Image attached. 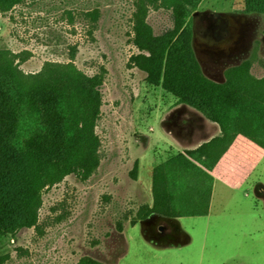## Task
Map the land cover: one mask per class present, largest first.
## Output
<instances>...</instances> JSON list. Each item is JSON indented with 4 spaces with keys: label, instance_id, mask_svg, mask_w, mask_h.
Wrapping results in <instances>:
<instances>
[{
    "label": "rangeland",
    "instance_id": "obj_1",
    "mask_svg": "<svg viewBox=\"0 0 264 264\" xmlns=\"http://www.w3.org/2000/svg\"><path fill=\"white\" fill-rule=\"evenodd\" d=\"M188 1L195 7L177 24L164 0H143L142 10L138 0H26L0 10V72L13 76L20 141L48 133L61 151L26 157L37 222L2 238L0 264H264V205L254 191L220 195L225 214L215 206L206 221L185 218L187 244L153 246L140 233L150 206L162 208L163 163L177 139L190 152L201 134L199 111L179 98L177 116V96L155 83L169 33L177 29L187 60L208 78L244 67L264 80V15L247 13L245 0ZM195 11L231 24L242 14L243 51L212 60L208 43L194 39Z\"/></svg>",
    "mask_w": 264,
    "mask_h": 264
},
{
    "label": "trees",
    "instance_id": "obj_2",
    "mask_svg": "<svg viewBox=\"0 0 264 264\" xmlns=\"http://www.w3.org/2000/svg\"><path fill=\"white\" fill-rule=\"evenodd\" d=\"M24 1L0 0V10L10 9ZM164 3L172 8L176 24L177 17L183 21L189 15L187 10L193 11L191 8L195 7L188 0H164ZM136 5L138 10H142L143 0H138ZM245 11L264 15V0H245ZM92 15L95 21L97 10H93ZM169 34L170 37L160 45L155 62V83L160 80L164 89L178 98L187 99L188 104L216 122L223 133H240L264 149V80L256 78L247 68L239 67L229 72L223 83L215 82L197 68L193 59L187 60L186 52L178 41L177 29ZM15 92L13 76L0 72V242L13 230L30 227L37 222L40 195L30 182L26 157L35 152L48 158L53 152L61 153L51 147L53 142L48 139V133L29 135L24 143L20 141L23 115ZM60 119L57 118L58 127L63 126ZM50 124L55 125V122ZM49 130L58 131L54 127ZM189 156L210 169L219 153L211 145L203 144L189 152ZM163 170L171 214L175 217L204 215L211 176L183 155L168 158ZM188 178L195 179L191 191L188 190ZM185 200L190 208L181 203ZM78 264L100 263L92 260Z\"/></svg>",
    "mask_w": 264,
    "mask_h": 264
},
{
    "label": "crops",
    "instance_id": "obj_3",
    "mask_svg": "<svg viewBox=\"0 0 264 264\" xmlns=\"http://www.w3.org/2000/svg\"><path fill=\"white\" fill-rule=\"evenodd\" d=\"M218 14H224V13H218ZM231 44L232 42H229L225 44V46H222V48L227 50L231 46ZM242 51L243 49H241L240 53ZM209 77L211 80L218 83H223L225 81V75H223L222 78H217L214 76H209ZM178 100L179 98L177 97V116H180L182 115L181 111L184 110V108L183 109L181 108V105L178 103ZM194 113L198 115L199 117L198 121L200 122L199 127H201L200 128L201 134L200 136L198 135L199 138H197V141H195V145L193 146L194 150H197L203 144H209L219 153V158L214 163V165L210 169H208L207 167L201 165L198 161L193 160L189 156V152L183 151L181 146L182 143L179 142V140L177 139L176 155L177 156L183 155L187 159L191 160L192 163L196 164L204 172H206L209 176H211L212 182H211V189L208 199L207 211L204 215H183V216L175 217L171 214L168 196H167V186L165 182V176L163 177V187H165V190H163L164 195L161 197L162 208H158L156 205L154 206L151 205L150 212L168 216L177 226L179 238L174 242L167 243L166 245L177 244L178 246L190 242L191 238L189 232L182 223V221L185 218L186 219L197 218L206 221L212 217L213 209L215 206H217L221 214H225L229 203L224 200L220 201L219 197L220 195L224 196L226 192H229L226 195L227 198L228 197L231 198L232 195H234V193L236 192L248 193L254 191L255 197L259 200V202H262L264 205V149L240 133H223L216 122L207 119L206 117L203 116L201 112H194ZM181 122L182 124H185L181 126H186L189 124V118L182 117ZM193 127L194 125H192V128ZM194 150H191L190 152H193ZM187 182L189 185L188 190L191 191L190 189L193 188L192 185L195 182V179L188 178ZM155 201L156 199L154 200V202ZM186 202L187 200H185V202L181 201V203L184 204L186 208H190V206ZM140 233L144 237L146 242H148L153 246H157L158 242H151L145 237L141 225H140ZM248 233L252 234L253 232L249 230ZM123 254L125 253H122L119 257H121ZM119 260L120 259L118 258L116 264H119Z\"/></svg>",
    "mask_w": 264,
    "mask_h": 264
},
{
    "label": "flooded vegetation",
    "instance_id": "obj_4",
    "mask_svg": "<svg viewBox=\"0 0 264 264\" xmlns=\"http://www.w3.org/2000/svg\"><path fill=\"white\" fill-rule=\"evenodd\" d=\"M236 24H231L227 16L223 14H214L207 11H199L193 17V36L199 37L209 47L207 50L210 58L216 61L225 59L231 60L239 55L241 49L245 48L243 35L246 29L245 23L241 22L242 14H231ZM217 42H220L219 44ZM232 42L231 46L225 49H216L220 44ZM215 48V49H214ZM140 225L144 231L145 237L151 242L169 243L176 241L178 237L177 226L166 215L150 212Z\"/></svg>",
    "mask_w": 264,
    "mask_h": 264
},
{
    "label": "water",
    "instance_id": "obj_5",
    "mask_svg": "<svg viewBox=\"0 0 264 264\" xmlns=\"http://www.w3.org/2000/svg\"><path fill=\"white\" fill-rule=\"evenodd\" d=\"M198 13H199V11H195V12H193L192 16L194 17V16H196Z\"/></svg>",
    "mask_w": 264,
    "mask_h": 264
}]
</instances>
